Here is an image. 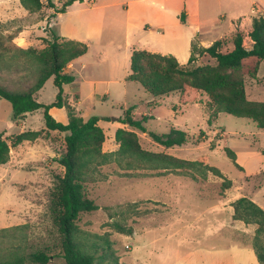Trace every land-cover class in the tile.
<instances>
[{
	"label": "rangeland",
	"instance_id": "obj_1",
	"mask_svg": "<svg viewBox=\"0 0 264 264\" xmlns=\"http://www.w3.org/2000/svg\"><path fill=\"white\" fill-rule=\"evenodd\" d=\"M52 1L56 8H51L47 0H43L42 9L30 11L20 0H0V84L6 88L24 91L36 82L37 61L21 48L43 49L50 27L63 36H77L90 47L84 59L91 65L93 78H108L114 67V76L120 78L131 73V53L138 48L157 52L175 50L177 59L186 63L191 56V44L189 37L175 38V28L172 27L175 20L181 21L179 25L187 35L194 30L195 38L204 36L205 42L217 40L227 31H220L221 24L225 22L224 27L232 24L230 12L235 10V4L240 0H76L56 18L53 17L55 10L67 0ZM197 10L200 14L195 17ZM186 11L191 13L190 18L185 15L183 21L181 15ZM163 21L170 27L165 33L159 28ZM197 26L202 29L200 36L196 33ZM237 31L243 33L244 44L251 47L253 42L248 32L245 29ZM233 35L221 39L222 51L233 48ZM111 41L120 43L122 49L118 51L116 47L109 46ZM208 64L215 65L216 60L204 54L186 68ZM161 66L164 68L166 65L161 63ZM240 73L245 79L247 98L264 101V60L246 59ZM80 81L75 75L74 82L64 85L65 91L73 94ZM126 83L111 84L109 97L85 102L88 110H92V103L95 104L94 114L104 116V126L107 121L122 118L121 106H139V111L143 112L148 108L146 95L156 97L137 81ZM106 86V83L101 84L100 91H104ZM57 92L53 79H48L41 92V101L55 100ZM112 98L121 104L114 103ZM208 101L209 95L204 92L198 101L183 105L179 102L178 93L172 92L166 100L160 101V114L154 117L146 114L148 118L143 124L147 132L129 125L123 128L134 130L147 150L188 160L203 156L196 165L186 167L185 170L192 175H180L182 177L174 179L181 184L176 191L187 192L192 196L191 201H201L196 194L198 189L200 195L215 198L226 197L227 190L234 195L240 190L250 192L258 189L259 195H264V129L249 118L226 112L211 116L215 105L208 104ZM141 115L135 117L140 118ZM84 116L87 117L88 113ZM172 127L186 131L188 141L166 148L148 134L150 131L167 133ZM217 127L222 130H217ZM27 130L39 131V134L35 139L12 145L16 135ZM223 130L226 135L221 141ZM106 131L110 134L107 127ZM0 133L9 139L11 149H17L13 158L10 153L7 163L0 164V246L16 244L25 246L28 251L51 248L58 252L60 235L55 210L60 178L65 172L58 161L66 149L64 133L45 127L42 109L15 117L11 102L4 98H0ZM111 140L108 138V143ZM212 142L216 144L214 149ZM228 147L236 152V160L230 157ZM102 151L106 156L93 162L84 174L87 196L101 207L80 215L77 235L81 247L94 256L95 264H162L166 260L164 257H170L180 249L192 248H177V236H166L168 228L165 223L175 214L162 202L154 200L159 197L149 194L165 196L157 191L156 185L166 182V179L156 177L167 168L174 170L169 161L141 160L117 151L104 152L103 147ZM202 208L199 207L200 210ZM235 220L232 225L224 226L221 233H217L218 238L212 241L220 247L235 244L255 250L257 224ZM20 224H26V228L10 229ZM186 232L190 235L196 233L190 229ZM260 239L264 253V232ZM229 248L231 251L226 255V264H240L234 245ZM242 257L244 264H251L249 255L243 254ZM49 264H65V261L58 256Z\"/></svg>",
	"mask_w": 264,
	"mask_h": 264
},
{
	"label": "trees",
	"instance_id": "obj_2",
	"mask_svg": "<svg viewBox=\"0 0 264 264\" xmlns=\"http://www.w3.org/2000/svg\"><path fill=\"white\" fill-rule=\"evenodd\" d=\"M22 5L30 11H38L44 6L43 0H20ZM76 0H67L62 7L55 10L53 17L56 18L61 12ZM51 8H56L52 0H47ZM181 19L185 20V13ZM248 36L253 44L247 47L244 44V35L237 31L233 35V48L222 51V41L216 40L205 47L192 44V52L187 64L182 65L172 54L151 52L146 49H136L131 57V70L129 80L138 81L142 87L153 96H164L172 92L180 94V104H188L199 100L206 92L209 95L208 104H214L211 116L220 112H226L237 117H245L253 120L256 125L264 129V101H252L247 98L245 79L240 69L245 60L255 57L264 59V16L253 18L252 29ZM46 45L43 49H22L25 54H32L38 64V78L36 82L24 91H13L0 84V98L11 102L15 117L25 116L26 113L43 110L45 127L49 130H57L64 133L66 149L59 163L65 168L64 175L60 178L59 194L56 201L55 222L60 235L59 251L51 248L28 251L21 245L10 247L0 246V264H49L55 257H62L65 264H95V258L85 251L77 235L80 231L78 220L84 212H91L101 206L89 198L85 190L84 174L93 162L98 158L105 157L102 147L106 140L104 129L98 124L99 116L89 119L82 117L76 108L69 104L64 97V85L75 81V76L66 72V67L74 59L88 52L89 46L81 41L66 39L58 35L50 27L45 38ZM208 54L216 60L215 65H197L186 68L198 60V56ZM165 63V67L161 66ZM53 77L54 84L58 87L56 98L51 103L40 102L37 98L38 91L45 82ZM52 106H66L69 112V122L58 121L51 113ZM132 108L125 111V116L119 119L122 123L147 131L143 122L148 118L141 115L136 118L132 115ZM209 121L211 119L209 118ZM39 131H23L16 135L12 145L19 144L24 140L35 139ZM154 141L165 147L180 146L188 141L186 131L172 127L167 133L149 132ZM116 139L120 147L116 153L129 155L144 160L163 159L168 160L171 167L182 175H192L186 171V167L196 165V160L181 159L179 157L157 153L143 148L138 134L134 130L118 128ZM219 139V138H218ZM8 138L0 133V164L6 163L10 158L11 146ZM216 147L215 142L211 144ZM229 149V147H228ZM230 150V157L236 160V153ZM231 185V184H230ZM234 206V218L243 220L245 223L257 224L255 236V252L264 264V253L261 251L260 234L264 232V209L248 196L236 199ZM26 224L10 227L14 230H23Z\"/></svg>",
	"mask_w": 264,
	"mask_h": 264
},
{
	"label": "crops",
	"instance_id": "obj_3",
	"mask_svg": "<svg viewBox=\"0 0 264 264\" xmlns=\"http://www.w3.org/2000/svg\"><path fill=\"white\" fill-rule=\"evenodd\" d=\"M235 10L230 12V17L232 24H228V26H225V22H223L221 25V30L227 29L226 32H223L220 36V40L226 36H231L237 31L238 29H245L248 33L252 29V23L253 18L256 16L263 15L264 16V0H240L235 4ZM180 9V6H179ZM190 14L188 11H186L185 15L186 17L190 18ZM199 10L196 11L195 17L199 16ZM223 17H226L225 14ZM178 19V18H177ZM181 21L175 20L173 23V26L175 28L174 36L177 39H187L190 41L191 48L194 41L200 45V46H209L214 41L212 40L209 42H205L204 36L201 38H195L193 37V32L189 31L190 34L187 35V33L184 32L182 29ZM130 25V22H128ZM51 26V24H50ZM53 27V26H52ZM159 28L163 29V33H165L166 29H169L170 27L165 23V21L159 23ZM55 32L60 35L56 30ZM202 32V29H200L199 26L196 28V33L200 36V33ZM162 33V34H163ZM62 37H65L66 39H72L81 41V38L74 36V35H60ZM82 42V41H81ZM109 46H114L118 51L122 49V45L120 43H114V41H111ZM108 47V46H107ZM113 47V48H114ZM90 48V47H89ZM138 49H145V48H138ZM89 50V49H88ZM136 50V49H134ZM133 50V51H134ZM148 50V49H146ZM133 51L131 53V57L133 54ZM151 52H157L148 50ZM87 53V52H86ZM85 53V54H86ZM158 53L162 54H172L177 56V52L175 50H169V51H161ZM80 58V61L77 62V59ZM71 61L68 66L66 67V72L75 75H78L80 78V83L78 86V90L76 92H73V94H70L65 91L64 88V97L65 100L74 106L78 113L84 117L85 119H89L92 116H96V106L92 103L91 108L92 110H88L84 106L85 102L87 101H94L98 98H105L111 96V88L110 85L114 84L116 82L122 81L124 84H127L126 82L135 81V80H129L128 75L122 76L118 78L117 76H114L116 73V69H112L111 76H109L106 79L101 78H93V76L90 73L91 65L89 62L84 59V55L78 57ZM177 58V57H176ZM255 58V57H250ZM249 59V58H248ZM257 59V58H256ZM264 60V59H263ZM180 64L185 65L188 63L181 62V60L178 59ZM131 66V64H130ZM132 72V70H131ZM53 79V77H51ZM50 79V78H49ZM138 82V81H137ZM54 83V80H53ZM106 83L107 86L105 87L104 91H100V85ZM90 84V87L89 85ZM90 88V90H88ZM42 89L43 87L38 91L37 98L40 102L41 101V95H42ZM58 89V87H57ZM59 90V89H58ZM58 93V92H57ZM178 93V92H177ZM147 99V105L148 108L143 110V112L139 111V106L135 107L133 106L131 112L132 115L135 117L137 114H150L153 115L152 117L160 114L159 110L162 107V104L160 103L161 100L168 98V96L163 97H150L146 95ZM178 99H180V94L178 93ZM54 100L50 102H43V103H51ZM112 101L117 104L119 103L118 99L112 98ZM113 103V106H115ZM123 110V114H120V117H124L125 111L128 109L125 106H121ZM130 108V107H129ZM50 113L58 120L63 123L69 122V112L66 106L58 107V106H52L50 108ZM85 113H88V116L85 117ZM114 113V112H112ZM99 116V115H97ZM100 120L98 121V124L104 129L106 134V140L103 144V150L104 152H115L119 149L120 143L116 140V131L120 127H128V124L122 123L119 119V117H116L110 121H107L106 126L102 124L103 117L99 116ZM107 129H110V134L106 131ZM217 130L219 127L216 128ZM54 131V130H51ZM147 132V131H146ZM149 134V132H148ZM225 131L223 130L221 141L225 139ZM108 138H111V142L108 143ZM115 138V139H114ZM158 143V142H157ZM160 144V143H159ZM163 146L162 144H160ZM21 146V145H20ZM165 147V146H163ZM167 148V147H166ZM170 148V147H169ZM17 152V149L12 148L11 149V157H14V154ZM236 153V152H235ZM144 160V159H141ZM146 161H152V160H146ZM7 163V162H6ZM5 164V163H4ZM182 174H178L175 170L172 169H165L162 174H158L156 178H165L166 182L160 183L156 185L157 191L159 193L164 194L160 196H153L151 193V197H159L156 200L157 202H162L167 208H169L170 212L175 214V216L170 219L166 224V227L168 228V232L166 234L169 238H174L177 236L176 240V247L181 248L184 246L192 247L188 250H178L176 254L170 256V257H164V260L162 264H226V255L230 254L231 249L229 246L234 245V248L236 252L240 256V264H244V258L242 257L243 254L250 256V262L251 264H261L259 261L256 252L253 248L248 247H242L235 244H230L229 246H216V244L212 241L214 238H218L217 233H221L224 226H230L235 220L234 218V206L232 203L240 198L241 196H248L252 200H254L257 204H259L264 209V195H259L258 189L252 190L250 192H243L242 190L239 191L238 194L231 195L230 191H226V197L221 198H215V197H209V196H203L200 195L199 189L196 191L197 196L201 199V201H191L192 198L191 195H189L185 191H176V188L181 185L175 182V178L182 177L180 176ZM151 179H154L152 177ZM233 181V180H232ZM196 182V181H195ZM234 182V181H233ZM197 183V182H196ZM198 184V183H197ZM259 187V186H257ZM203 207L202 210L199 209V207ZM179 215L183 216L178 217ZM193 230L196 231L194 235H190L186 230ZM232 248V247H231ZM151 264V263H149Z\"/></svg>",
	"mask_w": 264,
	"mask_h": 264
}]
</instances>
